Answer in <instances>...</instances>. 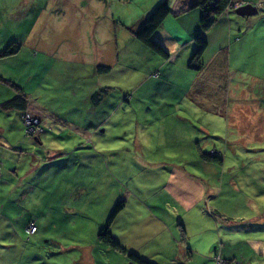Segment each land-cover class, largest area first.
I'll return each mask as SVG.
<instances>
[{
    "label": "crops",
    "instance_id": "obj_1",
    "mask_svg": "<svg viewBox=\"0 0 264 264\" xmlns=\"http://www.w3.org/2000/svg\"><path fill=\"white\" fill-rule=\"evenodd\" d=\"M70 1L76 5H85L90 13H72L75 8L72 5V9L61 7V13H53L54 19L58 23L59 29L61 28V20L67 23V27H64L62 35L59 32L53 56L45 52L44 48H40L44 45L43 37H40V43L38 42L36 48H34L36 51L42 49L43 55L55 58L51 65L55 61L60 62L61 57L65 61H70L75 71L80 69L88 76H99L107 73L110 67L118 63L124 55H127L129 59L132 58L129 49V52H124L126 49L122 46L124 40H121L118 34L121 33L123 39L127 42H131L132 37L135 38L134 43L138 44L137 46L142 50V57L140 58L136 54L135 59L137 63L143 65V74L137 84L136 92L139 91V94H137L138 106L123 110V113H129L131 117L136 116L131 123V129L134 127V132L138 137H141L143 142L149 137L148 131L152 130L153 136H151L160 138L158 145L168 148L166 155L178 157L184 161L189 160L186 157L195 158L196 150L189 145L191 140L185 134L192 135L196 130L199 137L208 136L200 144L202 150L221 151L222 165L217 168L214 166L213 172L210 174H207V172L204 174L200 170L191 169L189 166L188 168L180 164L163 166L161 162H158L161 164H157L156 168L150 169L151 179L154 180L153 187L151 186L143 192H134L128 187H123L120 197L123 200L125 199L124 206L109 225L111 235L126 250L136 253L153 264H220L218 259L223 260V262L237 261L239 264H262L264 261V238L259 232H263L264 229V215L260 214L259 211H255L258 205L254 203L255 194L252 193V190H255V181L261 177L264 169V155L258 152L243 156L246 150L249 149L248 147L253 146V142H251L244 145L243 154H236V160H234L230 152H236L233 150V146H240L236 144L235 138L227 137L224 141V148L220 147L221 142L214 141L213 135L221 137L219 134H215L212 124L213 126L222 127V116H224L227 124H230L233 105L224 108L221 91H208L201 79V73L206 68L203 67L204 63H214L210 80L212 82L221 80L224 65L227 63H225V59L220 58V49L223 48L219 47L208 57H205V53L210 43L212 30H215L214 28L221 23L225 27L220 28L223 38L219 42H223L225 38L227 41H231L233 37L238 40L241 39V36H243V32H240L242 28L232 27V20L238 25L240 16L234 12V9L233 11L227 10L214 22L204 34L208 43L207 49L204 50L205 53L203 52V59L201 60L200 57L202 63V68L198 70L200 73L191 75L193 80L187 88L173 90L166 87L162 89L165 82H171L169 78L175 71L172 68V62H176L175 59L178 54L182 57L187 55V47L192 45L191 39L199 33V26L195 27L194 23L188 26L189 18L185 15H178L191 8L193 0H169V11L178 16L174 19L168 14L153 34V39L169 54L166 59H163L155 51L140 42L133 34V31L140 27L153 5L145 13H142L135 23L133 22L130 25L121 23L132 34V36H127L119 29L116 32V28H118L115 25L116 19H114L113 13H107L106 0H100V2L87 0V4L83 0ZM255 1L258 0H233L235 3H251L258 7L254 4ZM93 6H95V9ZM97 8H100V10ZM23 17H27V13H16L14 18ZM32 17L33 21L29 25L30 30H34L39 26L43 19H51L50 13H34ZM177 19L181 22L180 24L177 23ZM168 22H171L172 26L167 24ZM235 30L236 33H234ZM24 32L28 31L17 34L21 36ZM43 32L41 31L37 35L42 36ZM263 33L264 29L261 31V34ZM227 48L229 51L230 45ZM30 51H32L31 45L22 49L20 44L17 52L4 56V59L2 58L4 61L3 69L0 68V77L4 78L5 81L0 79V102L21 93L27 99V109L32 110L42 119L49 112L39 103L41 96L34 93L35 88L32 90L26 83V80L29 76L31 77L34 71L31 66L34 54ZM19 57L20 60L16 62ZM127 57L125 60H128ZM99 66H106L107 68L102 69ZM187 68L188 65L186 67L184 64H180V67L176 70L185 75L187 74L189 77L188 72L190 69ZM83 71L80 72V77L85 75ZM97 81L92 85L84 86V89L91 87L95 89L91 90L92 92L87 96L89 104L87 111L82 112L78 107L73 108V110L80 111L81 117L73 119V129H70L69 135L72 142L70 154L73 155L72 157H65V155L58 159L59 155L66 152L65 150L60 147L58 149L51 148L48 144V147L45 148L41 139L43 135L32 139L29 135L22 133V139L35 147L40 145L39 149H42L44 154L37 156V158L33 157L36 161L31 163L32 165L26 173L20 174L17 171V159L10 156L11 154L8 155L6 152L2 153L0 151V169L1 167L3 169V166L6 169V173L3 171L4 176H2L5 182L0 185V264H44V260H49L52 255H54L53 264H76V258L69 260V258L64 257L63 262H61L62 256L54 254L55 250L51 248L44 250L37 249V246L29 247L27 245L28 241H24L19 234L22 228L15 226L16 217L19 214L18 212L14 213V211L20 209V214L22 210L27 211L30 204L26 202L31 197L30 195L38 190L42 192L44 189L42 184H34L32 180L38 178L40 182V179L44 176V174H40V170L50 166L57 167L56 172L51 177L55 183L52 188L53 201H55L58 214L62 213L65 217L60 219V216H57L55 220H61V225L68 223L71 228L75 229V232L80 233V235L74 236L80 239L77 244H82L77 245L81 249L79 257H84L85 253L89 251L93 259L94 249L98 250V254L99 252L106 255H110L112 252L120 253L99 241L97 234L96 236L95 233L88 235L87 230L78 229L79 223L76 219L72 220L71 217V215L79 213L85 217L87 214L82 210L77 211L75 208L79 196L82 197L78 194L83 192L84 196L89 198L90 195L97 197L100 194L107 193V189L104 188L102 183L107 182L110 167L111 169L113 167L110 164L113 163L114 165V160H106L105 155L102 154L104 150L102 147L97 146V141L98 138L102 137L105 129L108 131L110 126L109 117L114 115L109 116L108 106L111 105L115 111H118L121 105L117 97L108 92V87H102V82L97 83ZM44 85L41 83L39 88H43V90L49 88ZM101 89V98L92 99L93 94ZM75 91L77 90L73 89L74 95ZM162 91H170L171 93ZM0 109L9 110L7 111L9 116L15 114L13 120L16 123H8L7 129L21 127L18 119V116L21 118V110L14 107L5 109L1 106ZM13 110L17 113H11ZM49 118L51 116H48L45 120ZM52 120V124L57 129L64 128L66 124L61 120L59 122L62 124L57 123L56 117L55 120ZM206 120L209 123L205 122ZM110 128L111 131H117L121 129V124L112 123ZM138 132H140V135ZM128 133L126 135L129 136ZM14 135L19 136L17 131L14 132ZM17 141L18 138H10L6 134L5 136L0 135V142L7 146H13L8 148L2 144L7 150L13 151L14 149V152H16L20 149L17 147L21 144H15ZM135 141L136 144L142 146L140 140L136 139ZM170 145L171 147H169ZM96 148L100 151H97ZM178 153L180 155L176 156ZM137 154L140 156L135 155V163L133 164L135 169L131 173H127L128 180H133L135 174H143L142 171L149 169L150 164L157 163V159L153 158L152 154L144 155L141 150ZM254 160L262 163L261 168H256L261 169L260 172L252 170ZM30 172L32 174L28 177ZM84 175H89V178L92 175L96 177H92V180L82 179ZM26 178L29 179L25 180ZM13 179H17V183L11 182ZM4 184H7V186ZM133 187L135 190L138 185L133 184ZM125 189L127 190L125 191ZM66 193L68 195H65ZM106 197L110 198L108 194H106ZM116 199H112V202L114 203ZM36 200L33 205L37 203ZM242 203H244V208L240 206ZM25 207L28 209H25ZM244 209L248 211L245 212ZM8 210H11L12 214L10 216L6 214ZM105 212H107V208L99 218L101 226L108 217L107 212L106 219L102 218L106 214ZM121 214H124L123 218H121ZM31 222L34 223V221L29 223ZM29 223L25 226V232L27 233H29L26 230ZM52 224L56 227L54 220ZM37 231L38 228L36 227L29 234L35 235ZM181 234L184 236L185 246L188 249L186 253H181L178 248V238L182 236ZM194 236H196V239L193 241ZM16 240L22 244H18ZM62 243V250L59 249L56 252L64 251L71 246L67 241H62ZM195 256L198 260L194 262L193 258Z\"/></svg>",
    "mask_w": 264,
    "mask_h": 264
},
{
    "label": "rangeland",
    "instance_id": "obj_2",
    "mask_svg": "<svg viewBox=\"0 0 264 264\" xmlns=\"http://www.w3.org/2000/svg\"><path fill=\"white\" fill-rule=\"evenodd\" d=\"M83 1L87 4V0ZM94 1L100 2V0ZM160 1L162 0H106V9L107 13L114 14V19H116L115 25L116 27H118L116 28V32H118L119 29V31H122L127 36H132L129 29L127 27H123L121 23L129 25L133 22L135 23L138 20V17L142 15V13H145L148 8H151L152 5L153 7L156 6ZM71 2L72 1L70 0H0V50L4 49L7 44L12 41L19 42L22 49H25L30 45L32 46V51H30V53L34 54V57L32 64L30 62L29 64H31V66L34 68V71L31 74V77H28L26 83L32 90H34L35 88L36 91L34 93L41 96V98H39V103L47 109V112L50 113L45 114V116L42 118L41 125H43V130L38 136L42 137L43 135V138L41 139L45 148L49 145L51 148L54 147L55 149H58V147H60L62 148V150L66 151L63 154L59 155L57 157L58 159L65 155V157L73 156L70 154L72 142L71 136L69 135L70 129H73V119L81 117L80 111H87L89 106L87 102V96L92 92L91 90L94 89V87L84 89L85 85H92L97 80V83L101 81L103 84L102 87H108V92L113 93V95H115L119 100L121 108H119L118 111H115V109H113L111 105L108 106L109 116L113 114L114 115L109 117L110 126L108 128V131L107 129H105L103 131L104 134H102V137L98 138L97 141V146L102 147V149L104 150L102 151V154L105 155L106 160H114V165L113 163L110 164L111 166H113L112 169L109 166L110 172L106 180L107 182L102 183L104 188L107 189V193H105L104 195L100 194V196L97 197L90 195L89 198L85 197L83 192L82 194H78L82 195V197L79 196L75 208L77 209V211L82 210L87 214L85 217L80 215V213L77 215H71L72 220L76 219L77 223H79L78 229L80 228L84 231L87 230L88 235L95 233L96 236V234L99 233L102 227L100 225L101 222L99 221V218L102 215L101 213L104 212V210L107 208V212L109 215L112 208L116 204L115 202H117L118 200H122L120 196L123 187H128L134 192L147 191L149 187H153L154 185V180L151 179L150 176V169L154 167L156 168L157 164L161 163L163 164V166H171L174 164H184V161L182 159H179L178 157H171L169 155H166V152H168V148L158 145L160 138L152 137V130L150 132L148 131L149 137L147 140L149 141L146 140L143 142L141 140V137H138L134 132V127H132L131 129V123L136 116L131 117L129 113H123V110H128L133 106H138L137 94H139V91H136L137 84L143 74V65L137 63L135 59L136 54L139 55L140 58L142 57L141 48L137 46L138 44L134 43L135 38L132 37V41L127 42L125 39H123L121 33L118 34L120 39L124 40V44L122 45L124 49L126 48L125 50L123 49L124 52H129V49L132 58L129 59L127 55H124L118 63L110 67L107 73L100 74L99 76H88L83 70L80 69L75 71L72 63L70 61H65L61 57L60 62L55 61V63L51 65L54 62L55 58H51L50 56H53V50L58 40L59 32H61L62 35L64 27H67V23L61 20L60 30L58 28V23L54 19L53 13H61L60 9L63 6L67 7L68 9H72L71 5L75 7L74 12L72 13L89 12L87 11V7L85 5L80 6L76 5L74 2ZM235 2H232V4H234ZM240 4L242 3H238L236 6H239ZM254 4L258 6L257 13L248 16L239 15L240 18L238 25L234 20H232V27L242 28L240 32H243V36H241L240 40L233 37V39L231 38V41H227V39L225 38L223 42H219L223 38L220 29L223 26L225 27L223 23L214 28L215 30H212L208 49H205L206 53L208 50L210 51L208 52V54H206L205 52L204 53L205 57H208L209 55H212L219 47L223 48L220 49L222 51H220V58L225 59V63H227L224 65V71L222 73L223 76L221 77V80H215V82H212L210 80V75L212 74L214 63H204L203 67L206 68L205 71L201 73V79L203 81V84L207 87L208 91H221L224 108H229L230 105H233L232 115L230 114V124H227L224 116H222L221 120L222 127H220L219 129H215L212 124V128L215 134H219L221 138L217 136L215 137L214 135L212 137L215 142H221L220 147L223 148L224 141L227 139V137L232 139L235 138L236 144L240 146H233V150H235L236 152H230L228 150L233 155L232 158L234 160H236V154H243L244 145L251 142H253V146L248 147L249 149L246 150L243 156H249V154H255L258 152L264 155V33L261 34V31L264 29V0H258ZM93 8L95 9V6H93ZM97 9L100 10V8ZM192 11L195 12L193 13ZM229 11L233 10L230 9ZM22 12L27 13V17L17 19L14 18L16 16V13ZM34 13H50L51 19H43L39 26H37L34 30H30L29 25L33 21L32 14ZM169 15L174 19H176L178 15H185V17L189 18L188 26L194 23L195 27H198V7H191L178 14L177 16L172 12H169ZM179 19L176 20L178 24L181 23ZM167 24L172 26L171 22H168ZM22 31L28 32L22 33L21 36L17 34ZM41 31H44L43 35H37L40 34ZM234 33H236V30ZM40 37H43L44 39V45H42V47L40 48H44L43 50H45V52H47L50 56L43 55L42 49H39L37 51L34 49L36 48L37 43H40ZM191 41L192 45L187 47V55L185 57H182L180 54H178L175 59L176 62H172V68L175 71L169 78L171 82H165L164 85H162V89H164L165 87L172 88L173 90L179 88H187L193 80L191 79V75L200 73V71H198L197 69L189 66V77L187 74L185 75L176 70L180 67V64H184L187 67L188 61L195 48V42L193 41V39H191ZM229 45L230 48L228 51L227 47H229ZM223 51L227 52L224 53ZM126 57L128 58V60H125ZM203 57L204 54L201 55V60L203 59ZM2 58L3 57H0L1 69H3L4 61V58ZM19 60L20 57L16 62H18ZM82 71L85 73V75L83 77H80L79 75ZM189 79H191V81H189ZM41 83L42 85L45 84L44 86L49 88H45L44 90L43 88H39L41 86ZM73 89L77 90L75 91V95L73 94ZM162 92L171 93L170 91ZM74 107L80 108V111L77 109L73 110ZM7 111L9 110L0 109V135L3 134V136H5L6 134L10 138H18V141L15 144L21 145H18L19 147L16 146L20 149L14 152V149L13 151L5 149L2 146L3 143L0 142V151H2V153L6 152L8 155L11 154L10 156L16 158L17 171L20 174H24L26 173L28 168L31 167V163L33 161H36L33 157L37 158V156L43 155L44 151L42 149H39L40 145H36L35 147L33 144L27 143V141L22 139V133L26 135L21 120L22 117L20 118V116H18L21 127H18V129H7L8 123L15 122L13 120L15 119V114L9 116V114H7ZM11 113L17 112L13 110L11 111ZM32 114H34V112ZM34 115L37 116L36 114ZM48 116H51V118L45 120ZM55 117L57 118V123L62 124L61 122H59V120L63 121V123H66L64 125V128L57 129L56 127H54V125L52 124V119L55 120ZM205 122L209 123L208 120H206ZM112 123H120L121 129H118L117 131H111L110 127ZM198 124L200 123L198 122ZM16 131L18 132L19 136L14 135V132ZM127 132H129V136L126 135ZM138 134L140 135V132H138ZM29 136L32 139L33 137L37 138L35 134H29ZM207 137V135H204V137L201 139V142H203V140ZM136 139L141 141L142 146L136 144ZM99 143L100 145H98ZM3 145L8 148L13 147L7 146L5 144ZM96 150L100 151L97 148ZM140 150L144 155L152 154V157L157 159V163L150 164L149 169L142 171L143 174H135L133 175V180H128L127 173H131L135 169V166L133 165L135 163L134 157L135 155L140 156L139 154H137L140 152ZM261 165L262 163L254 160L252 170L254 172H260L261 169L256 168H261ZM215 167L217 168L218 166ZM197 168L200 169L204 174H206V172L207 174H210L211 172H213L212 170L214 169V166L207 164V166L203 165L198 166ZM56 170V166L42 168L40 170V174L42 173L44 174V176L40 179V182L38 178L33 179L32 181L34 184H42L44 186L43 191L41 192L38 190L37 192H34L30 195L31 197H29L26 202L27 204H30V208L28 209L27 207H25V209H28L27 211L22 210L21 214L19 213L20 209L18 211H14V213L18 212L19 214L16 217L17 220L15 221V226H17V228H22V231L19 232L22 239H24V241H28L27 245L29 247L37 246V249L47 250L51 248L52 250H55L54 254H56L57 256H62L61 262H63V258L65 257L66 259L69 258V260H72V258H76V264H93V259L94 264H133L130 262L127 256L121 252L119 254L112 252L110 253V255H106L105 253L101 252H99L98 254V250L94 249L93 259L91 258L89 251L85 253L84 257H79L81 249L78 248L77 245L82 244H77L80 239L74 236L80 235V233L78 231L75 232V229L71 228L68 223H66L65 225H61V220H55L57 216H60V219L65 218L62 213L58 214V209L55 206V201H53L54 195L52 194V188L55 186V183L51 177L54 175L53 173H55ZM3 171L4 173H6V169L4 166L3 169L1 167L2 174L0 175V185L2 184V182H5V179H2V176H4ZM31 174L32 173L30 172L28 174V177L31 176ZM92 177L94 178L96 176L92 175L91 178H89V175H84L82 179L92 180ZM28 179L29 178H26L25 180ZM11 182L17 183V179H13L11 180ZM255 183V190H252V193L255 194L254 203L258 205V208L255 211H259L260 214L264 215V169L261 173V177H259V179L255 181ZM133 184L138 185L135 190L133 189ZM4 185L7 186V184ZM126 190L127 189H125V191ZM106 194H108L110 198L106 197ZM65 195L68 194L66 193ZM114 198L117 199L113 203L112 199ZM35 200L37 203L33 205ZM240 206L244 208V203H242V205ZM10 211L11 210H8V212L6 213L9 216L12 214ZM247 211L248 210H245V212ZM107 212H105L106 214H104L102 218L106 219ZM123 217L124 214H121V218ZM53 220L55 221L56 227H54L52 224ZM30 221H34L35 226L38 228V231L35 235H31L25 232V226ZM259 234H261L262 238H264V229L263 232L260 231ZM72 235L73 237H71ZM195 237L196 236L193 237V241L196 239ZM55 240L58 242H56ZM62 241L69 242L71 244L70 248L61 252H56L59 249L62 250ZM16 242L18 244H22L18 240H16ZM178 248L181 253L187 252L185 240H181V236L178 238ZM53 257L54 255L50 256L49 260H44V264H53ZM197 260L198 258L195 256L193 258V261L195 262ZM218 260V263L220 264H239L237 261L223 262V260L221 259ZM262 264H264V261Z\"/></svg>",
    "mask_w": 264,
    "mask_h": 264
},
{
    "label": "trees",
    "instance_id": "obj_3",
    "mask_svg": "<svg viewBox=\"0 0 264 264\" xmlns=\"http://www.w3.org/2000/svg\"><path fill=\"white\" fill-rule=\"evenodd\" d=\"M168 2L169 0L160 1L146 15L140 27L137 30L133 31L134 36L140 42H142L144 45H146L151 50L155 51L163 59L168 58L169 54L157 41L153 39V34L155 33V31L158 29L160 24L163 22V20L166 18V16L170 12L168 8ZM232 2L233 0H193V3L191 6L199 8V19H198L199 33L193 38L195 42V48L188 61L189 67H193L194 69H197V70H200L202 68L200 57L203 54L204 50L206 49L207 43H208L204 34L206 31L209 30V28L214 24V22L221 15L224 14L225 11L230 10V9L233 10L235 8ZM19 47H20L19 42H16V41L10 42L9 44H7V46L4 49L0 50V57L14 54L15 52H17ZM99 68L106 69L107 67L99 66ZM0 79L5 81V79L2 77H0ZM101 95H102V89L94 93L92 96V99L94 100L100 99ZM26 105H27V99L21 93L16 94L15 96H12L11 98H8L0 102V106L2 108L6 109V108L14 107V108L21 110L20 111L21 115L24 112H32L29 109H27ZM39 119L41 123L42 119L40 117ZM213 127H215V129L220 128L219 126H213ZM185 136H187V138L191 140V142H189V145L192 146V148L196 150V155H195V158L186 157L187 159L189 158V160L188 161L183 160L184 164H180V165L185 166L186 168H188V165H189L191 169L194 168L197 170H200L197 168L198 166H203V165L207 166V164L212 165V166H218V167L222 165V157L220 156L221 151L218 150L219 152H217V150L215 151L213 149L212 150H208V149L202 150L201 149L200 144L202 143L201 139L203 137H199L197 130L194 132V134L192 135L185 134ZM169 147H171V145ZM178 155L180 154L179 153L176 154V156ZM200 172L202 171L200 170ZM123 206H124L123 199L118 200L116 202L111 212L109 213L107 219L105 220L104 224L102 225L99 233L97 234L98 240L104 243L105 245L111 247L112 249L118 252L124 253L127 256V258L130 260V262L133 264H153L150 261L140 257L136 253L126 250V248L122 244H120L111 235L109 231V225L115 218L116 214L121 210V208H123ZM181 240L184 241L183 235L181 236ZM186 251L188 252L187 247H186Z\"/></svg>",
    "mask_w": 264,
    "mask_h": 264
},
{
    "label": "built area",
    "instance_id": "obj_4",
    "mask_svg": "<svg viewBox=\"0 0 264 264\" xmlns=\"http://www.w3.org/2000/svg\"><path fill=\"white\" fill-rule=\"evenodd\" d=\"M237 4L238 3H234L233 6L237 7L236 6ZM21 117H22V124L27 135L35 134L36 136H38L40 132L43 130V126L40 123L39 117L35 116L34 114L29 112H24L22 113ZM35 229L36 226L33 223L29 224V226L27 227V231L30 233L33 232Z\"/></svg>",
    "mask_w": 264,
    "mask_h": 264
},
{
    "label": "water",
    "instance_id": "obj_5",
    "mask_svg": "<svg viewBox=\"0 0 264 264\" xmlns=\"http://www.w3.org/2000/svg\"><path fill=\"white\" fill-rule=\"evenodd\" d=\"M234 12L240 16H248L257 13V7L251 3H244L235 7Z\"/></svg>",
    "mask_w": 264,
    "mask_h": 264
},
{
    "label": "clouds",
    "instance_id": "obj_6",
    "mask_svg": "<svg viewBox=\"0 0 264 264\" xmlns=\"http://www.w3.org/2000/svg\"><path fill=\"white\" fill-rule=\"evenodd\" d=\"M31 223H33V222H31ZM31 223H30V224H31ZM33 224H34V223H33ZM34 225H35V224H34ZM28 226H29V225H28ZM26 230H27V228H26ZM29 233H30V232H29Z\"/></svg>",
    "mask_w": 264,
    "mask_h": 264
}]
</instances>
